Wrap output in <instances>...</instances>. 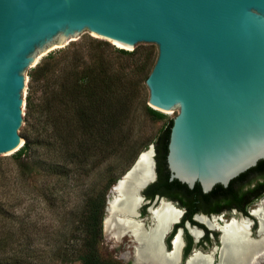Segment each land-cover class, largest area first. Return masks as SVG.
Listing matches in <instances>:
<instances>
[{"label":"water","instance_id":"95a60500","mask_svg":"<svg viewBox=\"0 0 264 264\" xmlns=\"http://www.w3.org/2000/svg\"><path fill=\"white\" fill-rule=\"evenodd\" d=\"M84 37L157 51L147 105L173 117L170 179L206 193L264 160V0H0V163L25 144L29 74Z\"/></svg>","mask_w":264,"mask_h":264},{"label":"rangeland","instance_id":"374dc122","mask_svg":"<svg viewBox=\"0 0 264 264\" xmlns=\"http://www.w3.org/2000/svg\"><path fill=\"white\" fill-rule=\"evenodd\" d=\"M94 45L101 47L123 86L133 82L131 70L138 64L140 54L149 55L151 63L157 55V51H147L132 56L89 37L50 54L70 57L80 51L85 55L88 50L95 52ZM37 67L28 76L23 109L28 127L22 135L24 143L33 135L28 133L29 125L30 132L36 129L27 115L28 97L38 96V85L45 78V73L37 71ZM141 87L143 102L147 104L144 82ZM139 99L126 121L114 130L110 146L82 169H44L43 156L35 145L20 157L0 163V264H84V221L94 206L101 211L102 232L93 244L96 252L105 262L133 264L131 257H124L130 255L131 248L127 245L131 243L130 237L117 241L103 230L106 201L111 186L122 178L142 151L155 143L173 118L147 113ZM259 264H264V259Z\"/></svg>","mask_w":264,"mask_h":264},{"label":"trees","instance_id":"16d2710c","mask_svg":"<svg viewBox=\"0 0 264 264\" xmlns=\"http://www.w3.org/2000/svg\"><path fill=\"white\" fill-rule=\"evenodd\" d=\"M94 49L95 52L88 50L85 55L76 51L70 57L50 54L45 62L38 65L37 71H43L45 78L38 85V96L35 99L34 96L28 97L27 102V115L33 119L36 129L30 132L32 126L29 125L28 133L33 135L18 151V157L35 145L43 156L41 162L44 169H82L83 165L95 161L110 146L114 130L126 121L139 97L147 113L162 116V113L145 104L141 96V85L145 83L156 58L151 63L149 55L140 54L138 64L131 70L133 82L123 86L101 47L94 45ZM121 51L135 55V50ZM171 124L172 119L154 143L162 163H165ZM258 166H264V160H260ZM164 181L172 191H175L176 184L189 193L193 190L201 193L198 183L193 189H188L178 180L170 179L168 170ZM220 189L222 185L218 184L212 191ZM84 224L83 263L113 264L103 261L93 247L102 235L101 211L96 206L90 208Z\"/></svg>","mask_w":264,"mask_h":264},{"label":"flooded vegetation","instance_id":"af4514ba","mask_svg":"<svg viewBox=\"0 0 264 264\" xmlns=\"http://www.w3.org/2000/svg\"><path fill=\"white\" fill-rule=\"evenodd\" d=\"M154 152L156 178L143 188V202L135 218L142 220L147 228L151 210L162 203L175 209L177 215L163 238V247L166 253L171 252L174 241L177 242L176 264H187L196 253L210 254L212 264H217L223 227L233 219L245 225L247 236L257 238L259 223L254 212L264 205V166H255L241 173L220 190L212 191L214 186L204 193L200 187V194L196 190L189 193L175 184V191H172L164 181L168 170L166 157L165 163H162L155 146Z\"/></svg>","mask_w":264,"mask_h":264},{"label":"bare ground","instance_id":"6f19581e","mask_svg":"<svg viewBox=\"0 0 264 264\" xmlns=\"http://www.w3.org/2000/svg\"><path fill=\"white\" fill-rule=\"evenodd\" d=\"M147 149L136 158L134 169L126 171L110 188L103 230L117 241L125 236L131 238L130 255L124 257H131L134 264H176L177 242L174 241L171 252L166 253L163 247V238L177 215L175 209L162 203L151 210L147 228L142 220L135 218L143 202V183L152 177L151 152ZM254 213L259 223L256 239L247 236L242 222L234 219L226 222L217 264H259L264 259V205ZM212 261L210 254L196 253L188 259L187 264H212Z\"/></svg>","mask_w":264,"mask_h":264}]
</instances>
